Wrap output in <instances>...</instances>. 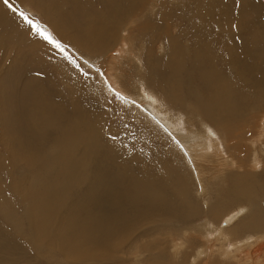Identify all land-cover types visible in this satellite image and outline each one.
<instances>
[{"label":"bare ground","instance_id":"obj_1","mask_svg":"<svg viewBox=\"0 0 264 264\" xmlns=\"http://www.w3.org/2000/svg\"><path fill=\"white\" fill-rule=\"evenodd\" d=\"M251 1L9 0L14 12L0 0V132H18L0 147L21 146L32 157L18 179L12 153L0 154V264H264V170L255 171L264 166L255 140L264 141V123L248 125L264 117V30L241 21L259 16ZM29 4L64 52L19 15ZM128 40L140 58L147 50L141 72L123 60L128 51L107 58ZM69 45L93 61L107 59L99 65L104 75L85 76L66 59ZM159 51H167L164 59ZM64 65L72 94L44 77ZM143 82L158 83L172 108ZM109 83L129 102L111 97ZM115 106L148 128L111 119ZM154 124L163 135L150 132ZM110 131L119 133L115 142ZM167 145L183 166L162 150ZM33 169L43 174L28 185ZM194 186L200 199L210 192L215 202L200 205ZM234 200L240 217L250 204L257 208L227 226Z\"/></svg>","mask_w":264,"mask_h":264},{"label":"rangeland","instance_id":"obj_2","mask_svg":"<svg viewBox=\"0 0 264 264\" xmlns=\"http://www.w3.org/2000/svg\"><path fill=\"white\" fill-rule=\"evenodd\" d=\"M253 1V0H252ZM251 1V4L253 3V7H251L250 9H253L254 11H256L257 13H259V16H256V17H254V16H250L249 14H247V15H244L243 16V18H242V22H248V23H250L251 21L253 22V27H254V29H259L260 31H263L264 30V7L263 6H260V5H258L256 2H252ZM232 3H233V0H232ZM237 3V2H236ZM236 3H234L233 5H231L230 7H231V9L233 8V7H236L235 9H236V13H239V9H240V5H238V6H236L235 4ZM256 6V7H255ZM27 8H25L24 9V13H28V15H30L31 16V19H33V20H35V21H38L40 24H42L43 26H46V20L42 17V15L37 11V9H35V8H33L30 4L28 5V6H26ZM255 7V8H254ZM260 10V11H259ZM238 11V12H237ZM260 14H262V15H260ZM245 16H246V18H245ZM263 16V17H262ZM247 17H249V19L247 18ZM254 19H253V18ZM260 17V18H259ZM251 18V19H250ZM255 20V21H254ZM261 21V22H260ZM251 22V23H252ZM180 26V25H179ZM50 33H52V30L48 27V29H47ZM40 39V38H39ZM127 42V43H126ZM130 42V40H128V41H125V44L123 43V47H125L126 48V50H124L123 49V47H122V49L119 47L118 49H117V47L119 46H116L115 47V49H114V51L113 52H111V54L107 57L108 58V60H109V58L110 57H112V55H114L115 53L114 52H116V51H118L119 49L120 50H123V52L127 55L128 54V52H130V54H128L129 56V58L128 57H124V61H127V63H129L128 65H131L132 67L131 68H133L134 69V72H141L142 71V67H141V64L140 63H143L144 62V60H143V56L145 55V51L147 52V50L146 49H144L145 51H143L142 52V54H141V58L138 56V53H139V51H135V50H133V49H131V47H129V43ZM127 44V45H126ZM25 46H27V45H25ZM25 46L24 47H22V49H23V51H25ZM51 46H49V48H50ZM66 48H67V50H68V52H70L72 55H70L71 57H72V60H74L75 62H76V64H79L80 65V67H79V69H82L83 71H84V73L86 72V73H88L89 75H91V73L92 74H94V75H96L98 72H97V69H99V65H100V63L101 64H107L106 62H108V60L107 59H103L104 61H100V60H98V62H96V61H93L91 58L89 59V57H87V56H84L83 54H80V52H78L77 51V49L74 47V46H72V45H69V46H66ZM50 50L51 51H53L52 50V48H50ZM128 51V52H127ZM134 51V52H133ZM167 52V51H166ZM166 52H164V51H162V52H160L159 51V56H160V58H165L166 57ZM135 53V55H133ZM133 55V56H132ZM132 57V58H131ZM134 57V58H133ZM137 59H136V58ZM126 58H128L127 60H126ZM136 60V64H135V62H133L134 60ZM88 60V61H87ZM129 60V61H128ZM138 60L140 61V63H138ZM84 61H87L88 63H84ZM96 63H98V64H96ZM5 63H3L2 64V66L3 67H5L6 68V65H4ZM93 64V65H92ZM139 64V65H138ZM85 65V66H84ZM87 65V66H86ZM89 65V66H88ZM134 65H138L137 67L139 68H137L136 66H134ZM83 66V67H82ZM89 67V68H88ZM90 67H91V69H90ZM52 68L53 69H51V70H53V71H51L50 69H48L49 70V73H48V75H46V76H44L46 79H48V78H50V80L54 83V84H56V86L57 87H60V88H62L64 91H66V93H68V94H72L73 92H74V88L72 87V86H70V85H68V84H66V80H67V73H69V74H72V70L68 67V66H66V65H64V66H60V68H56V67H53L52 66ZM118 68V70H120L121 68H120V66H118L117 67ZM120 68V69H119ZM130 68V69H131ZM135 68H136V70H135ZM96 69V70H95ZM88 70V71H87ZM92 70L94 71V72H92ZM109 70V68H107V70H106V72H109L108 71ZM145 71H146V69H145ZM51 72H52V74H51ZM108 74V73H107ZM49 76V77H48ZM52 77V78H51ZM54 77V78H53ZM136 78H137V75H136ZM119 82H120V84L121 85H123V80L124 81H126V82H128V80L124 77V76H119ZM70 80H72V75L70 76ZM125 82V83H126ZM143 84L145 85V88H146V90L148 91V93L149 94H153V96H155L159 101H161V103H162V105L164 106V107H166V108H172V106L169 104V103H167V101H165L166 99L163 97L164 96V94L161 92V89H160V85L158 84V83H153V84H145L144 82H143ZM127 87H129L128 85H127ZM12 92V91H11ZM13 93V92H12ZM204 96V98L206 99H208L209 97L208 96H206V95H203ZM206 96V97H205ZM111 97H114V95H112ZM6 98V97H5ZM203 98V100H205ZM199 99H200V97H199ZM207 99L205 100V101H207ZM6 99H4V101H5ZM201 100V99H200ZM3 101V102H4ZM118 100H116V101H114V102H116L118 105H120L118 102H117ZM5 105V104H4ZM6 106V105H5ZM121 106V105H120ZM116 107V106H115ZM123 109H125L126 107H123V106H121ZM6 110H5V113H6V115L7 116H11L12 114H13V109L10 107V106H6ZM10 108V109H9ZM121 108V109H122ZM121 109L120 108H118V107H116V112L113 114V116H112V118L111 119H114V120H116V118L117 117H124V119H125V121L124 122H126L127 120H129V124H132V123H137V124H140L141 126H143V127H145V128H148L147 126H146V123L144 122V121H141L140 120V118L136 115V116H131V115H129L128 113H127V111H121ZM122 109V110H123ZM129 110H132V108H130V109H128V111ZM173 110V109H172ZM248 115H250L249 113H247ZM260 116H262V115H260ZM260 116H257V117H259L258 118V120L257 121H255V120H253L251 123H254V124H248L249 125V127L250 128H253V126L254 125H258L259 123H260V125L262 124V123H264V117H260ZM183 117L186 119V121H187V125L189 126V127H191V125H192V121H195L196 120V118L194 117V114L192 113V111H190V110H188V111H186L185 112V115H183ZM256 117V118H257ZM13 120V121H12ZM11 120V122H15V118H13ZM197 124H198V122H196V126L195 127H197ZM125 127H127V128H130L131 127V125H125ZM156 127V128H155ZM199 127H200V124H199ZM149 129H152L150 132H155L156 130L159 132V134L162 132V134L161 135H163L164 134V132L163 131H161L155 124H154V126L153 127H151V128H149ZM2 132H0V140H3V139H7L8 137H9V139L10 140H12V138H13V136H15V134H18V132L17 131H15V134L13 135V134H11V133H7V131H4V129L3 130H1ZM156 131V132H157ZM156 132L154 133V134H156ZM221 133V132H220ZM158 134V133H157ZM165 136V135H164ZM259 136H261L263 139H264V134L263 133H261ZM222 137H223V135H222ZM14 139H15V137H14ZM9 140V141H10ZM255 140H258L259 141V143H258V146H257V148L259 149V151H257V152H263L264 153V141L263 140H259V139H255ZM263 142V143H262ZM1 143H4V142H0V144ZM188 145H190V146H192V145H194V143H190V144H188ZM2 146V145H1ZM9 147V148H8ZM8 147H4V146H2V147H0V154L2 155V156H5V158H7V154H10V153H12V159H14L15 161V163L12 161V163H13V165H14V169H16L15 171V173L18 175L17 176V178L18 179H23L24 178V176H25V173H23V170H21L20 168H22V167H26V166H20V164H22V162H26V160H27V162H29L30 160H31V158L32 157H30L29 156V154L27 153V151L25 150V149H23V148H20L21 146H19V147H16V148H14L15 146H8ZM7 148V149H6ZM8 150H9V152H8ZM162 150H165L166 152H172L174 155L172 156V157H174L175 158V161L177 162V163H175L176 164V166H178V167H180V166H183V161H182V159H181V155H178V152L177 151H175V150H172V147H171V145H167V147H162ZM192 151H193V153H197V151L194 149V148H192L191 149ZM5 151V152H4ZM23 152V153H22ZM20 153V154H19ZM24 153H25V155H24ZM252 154H251V156H250V158L249 159H254V157H252L253 156V152H251ZM26 156V157H24V156ZM27 156H28V158H27ZM252 157V158H251ZM264 157V156H263ZM22 158H23V160H22ZM24 162V163H25ZM262 162L264 163V161H263V159H262ZM23 163V164H24ZM202 164H204V163H202ZM254 164V163H253ZM17 165V166H16ZM255 165V164H254ZM256 165H258V164H256ZM262 171V170H264V166L263 165H260V167L259 168H256V170L255 171ZM30 172V175H27L28 177V179L30 180H28L27 179V182H28V185H30V184H32L33 182H34V176H35V174H40V173H42L43 174V172H41V170L40 169H33L32 171H29ZM34 173V174H32V173ZM252 172H253V169H252ZM24 174V175H23ZM213 173H211V174H208L206 177H210V175H212ZM20 176H21V178H20ZM2 180H5V178L3 177V176H1V174H0V181H2ZM223 187V185L221 186V188ZM220 188V189H221ZM216 189V188H215ZM193 192H194V195L196 196H198V197H196V199H197V202L201 205V202H204L203 204H205V206H207V205H209L210 203H212V202H215L214 200H215V198H214V196L210 193V192H208L207 193V197L206 198H204V201L202 200V199H200V197H199V195H200V193L199 192H197L196 191V188H195V186H194V190H193ZM221 194H226L224 191H223V188H222V191L220 192ZM226 196V195H225ZM8 198H12L11 196H9ZM235 201V200H234ZM7 204L9 205H11L12 206V208L14 207L13 206V202H10L9 203V201L7 202ZM251 206L249 207V210H247V211H245L244 213H242V214H244L242 217H240V215H239V209H238V207H239V203H237V201H235V205L234 206H232L230 209L228 208V212H230L229 213V218L231 217V218H233V219H231L230 218V221H229V225H227V226H231V225H235V224H238L239 222H240V220H243V219H245V215H248V214H250V213H252V212H254L255 210H256V208H257V204L255 203V204H250ZM202 207H203V205H202ZM204 208V207H203ZM233 209V210H232ZM263 211H264V208H263ZM239 212V213H238ZM235 213V214H234ZM246 213V214H245ZM241 214V213H240ZM238 215V216H237ZM229 218H226L227 220L229 219ZM235 218V219H234ZM242 218V219H241ZM222 220V222L224 221V222H227V220ZM237 219V220H236ZM206 216L204 217V218H202V220H201V222H199V220L197 221V222H195L196 224L194 225L195 227H200V226H203L204 224H205V222H206ZM194 224V223H193ZM263 224H264V220H263ZM189 227L191 226V224L190 225H188ZM214 226L216 227V226H218L216 223H214ZM257 234V233H256ZM261 234H262V236H261ZM258 235H260L261 236V242H263L264 243V240H263V238H264V233L263 232H260V233H258ZM253 236V235H252ZM254 236H256L255 234H254ZM245 237V236H244ZM257 237H259V236H257ZM257 237H253L254 238V240L257 238ZM246 239V238H245ZM259 243H260V238H259ZM256 246V245H255ZM130 263L131 264H144V263H135V262H133V261H130ZM93 264H96V263H93ZM106 264H111L110 262H106Z\"/></svg>","mask_w":264,"mask_h":264},{"label":"snow or ice","instance_id":"obj_3","mask_svg":"<svg viewBox=\"0 0 264 264\" xmlns=\"http://www.w3.org/2000/svg\"><path fill=\"white\" fill-rule=\"evenodd\" d=\"M3 3L5 5H7L10 9H12V11H17L13 5L9 2V0H3ZM19 15L22 17V19L32 28L35 30L36 34L39 35L43 40L47 41L50 45H53L54 47L60 49L62 52L65 51V46L59 41L57 40L48 30L45 26H43L42 24H40L38 21H33L28 15H26L24 12H20ZM233 27H235V25H233ZM66 59L69 60L70 63L74 64L77 68L80 67L79 64H76V62L74 60L71 59V57H66ZM84 63H88L87 61H84ZM82 71V69H81ZM97 72L99 73V75L103 76L104 73L101 72L99 69H97ZM85 76L88 75V73H83ZM105 83H107V77H105ZM108 90L111 91L114 95V98L123 100L125 102H129L127 101V98L124 97L120 92L116 91L112 85L109 83L108 84ZM130 103L132 105H135L137 107H139L140 105L137 104V101L132 100L130 101ZM119 133H111V131L109 132V138L110 140H112L113 142H115L118 138ZM177 144H179V141H176ZM181 148H183V146L181 145Z\"/></svg>","mask_w":264,"mask_h":264}]
</instances>
